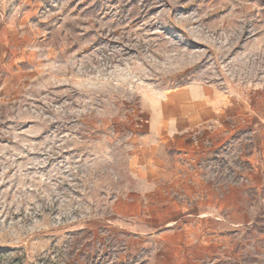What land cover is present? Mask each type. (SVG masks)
Instances as JSON below:
<instances>
[{"label": "rangeland", "instance_id": "374dc122", "mask_svg": "<svg viewBox=\"0 0 264 264\" xmlns=\"http://www.w3.org/2000/svg\"><path fill=\"white\" fill-rule=\"evenodd\" d=\"M192 84L249 114L149 158ZM264 0H0V264H264Z\"/></svg>", "mask_w": 264, "mask_h": 264}, {"label": "crops", "instance_id": "0c3cea01", "mask_svg": "<svg viewBox=\"0 0 264 264\" xmlns=\"http://www.w3.org/2000/svg\"><path fill=\"white\" fill-rule=\"evenodd\" d=\"M148 108L139 117V131L152 159L159 150L173 157L188 153L200 138L222 133L226 120L249 114L243 99L202 84L167 92L152 99ZM255 118L264 122V110Z\"/></svg>", "mask_w": 264, "mask_h": 264}]
</instances>
